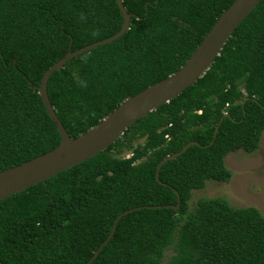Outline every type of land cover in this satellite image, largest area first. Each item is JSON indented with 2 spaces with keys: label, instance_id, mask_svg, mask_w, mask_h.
I'll use <instances>...</instances> for the list:
<instances>
[{
  "label": "trees",
  "instance_id": "trees-1",
  "mask_svg": "<svg viewBox=\"0 0 264 264\" xmlns=\"http://www.w3.org/2000/svg\"><path fill=\"white\" fill-rule=\"evenodd\" d=\"M121 1L127 30L47 79L48 99L70 137L178 69L233 0ZM121 23L115 0H0V171L60 140L36 88L44 70ZM263 131L260 0L193 84L104 150L0 200V261L84 264L116 216L135 208L89 264H264V215L256 207L221 197L189 203L206 180L228 181L225 155L256 150ZM190 141L156 179L158 162Z\"/></svg>",
  "mask_w": 264,
  "mask_h": 264
},
{
  "label": "water",
  "instance_id": "water-1",
  "mask_svg": "<svg viewBox=\"0 0 264 264\" xmlns=\"http://www.w3.org/2000/svg\"><path fill=\"white\" fill-rule=\"evenodd\" d=\"M115 1L122 15V23L114 34L86 44L76 50H68L64 56L44 70L40 83L36 88L48 116L59 133L60 140L55 147L45 153L1 170L0 200L46 180L58 172L77 165L104 150L134 121L168 102L183 89L193 84L210 67L233 30L260 0H233L216 18L200 43L178 69L163 79L144 87L134 95L126 97L108 115L100 119L96 125L76 137H70L56 116L48 99L46 92L47 79L54 70L62 67L70 58L98 45L111 42L127 30L130 14L125 10L121 0ZM216 130L217 127L214 130V135ZM194 143L196 142L190 141L179 151L163 157L157 164L155 178L157 179L158 170L163 162L180 154ZM178 201L179 196L177 195L175 207L178 206ZM133 209L135 208L125 210L116 216L107 238L99 244L98 248L84 264H89L97 256L100 249L112 236L118 219ZM0 264L3 263L0 261Z\"/></svg>",
  "mask_w": 264,
  "mask_h": 264
},
{
  "label": "rangeland",
  "instance_id": "rangeland-1",
  "mask_svg": "<svg viewBox=\"0 0 264 264\" xmlns=\"http://www.w3.org/2000/svg\"><path fill=\"white\" fill-rule=\"evenodd\" d=\"M126 154L129 153L122 155ZM224 164L231 173L229 180H206L204 187L192 190L190 205L193 206L198 198L221 197L232 206L256 207L264 215V131L256 150L231 151L225 155ZM171 253L172 250L167 249L163 261H166Z\"/></svg>",
  "mask_w": 264,
  "mask_h": 264
},
{
  "label": "built area",
  "instance_id": "built-area-1",
  "mask_svg": "<svg viewBox=\"0 0 264 264\" xmlns=\"http://www.w3.org/2000/svg\"><path fill=\"white\" fill-rule=\"evenodd\" d=\"M165 136H167V135H165ZM129 156V154H126L124 157H128Z\"/></svg>",
  "mask_w": 264,
  "mask_h": 264
},
{
  "label": "clouds",
  "instance_id": "clouds-1",
  "mask_svg": "<svg viewBox=\"0 0 264 264\" xmlns=\"http://www.w3.org/2000/svg\"><path fill=\"white\" fill-rule=\"evenodd\" d=\"M129 155H130V153H129Z\"/></svg>",
  "mask_w": 264,
  "mask_h": 264
}]
</instances>
